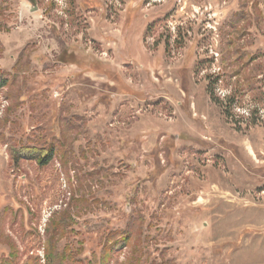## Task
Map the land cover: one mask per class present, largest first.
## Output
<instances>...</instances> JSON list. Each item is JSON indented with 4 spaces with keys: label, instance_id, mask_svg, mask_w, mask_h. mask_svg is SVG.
<instances>
[{
    "label": "rangeland",
    "instance_id": "374dc122",
    "mask_svg": "<svg viewBox=\"0 0 264 264\" xmlns=\"http://www.w3.org/2000/svg\"><path fill=\"white\" fill-rule=\"evenodd\" d=\"M1 1L0 264H264V0Z\"/></svg>",
    "mask_w": 264,
    "mask_h": 264
},
{
    "label": "trees",
    "instance_id": "16d2710c",
    "mask_svg": "<svg viewBox=\"0 0 264 264\" xmlns=\"http://www.w3.org/2000/svg\"><path fill=\"white\" fill-rule=\"evenodd\" d=\"M6 10L5 4L0 2V24L2 22L1 17ZM27 47L23 49V51L18 55L17 61L15 65L12 67L10 71L0 70V89L6 88L12 85L15 80L17 79L18 73L24 69L23 65L21 64V60L24 58H28L27 56ZM203 62V61H202ZM73 127V124H70ZM69 126V127H70ZM47 136L44 135L43 138ZM66 148V150H64ZM71 150L67 144L66 137L60 132V137L52 142L49 145L42 146V147H34V146H26L21 147L20 150L11 149V157L14 161L15 165H18L22 159H29L35 160L40 166H48L50 165L58 155L61 153L63 154L61 160L64 162H68L69 154ZM131 239V235L129 233L125 234L124 240L122 242L123 246H127Z\"/></svg>",
    "mask_w": 264,
    "mask_h": 264
},
{
    "label": "water",
    "instance_id": "95a60500",
    "mask_svg": "<svg viewBox=\"0 0 264 264\" xmlns=\"http://www.w3.org/2000/svg\"><path fill=\"white\" fill-rule=\"evenodd\" d=\"M29 4L32 6L31 11H36L38 9L37 1L36 0H27Z\"/></svg>",
    "mask_w": 264,
    "mask_h": 264
}]
</instances>
